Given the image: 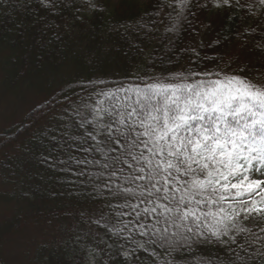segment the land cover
I'll list each match as a JSON object with an SVG mask.
<instances>
[{
    "label": "snow or ice",
    "instance_id": "snow-or-ice-1",
    "mask_svg": "<svg viewBox=\"0 0 264 264\" xmlns=\"http://www.w3.org/2000/svg\"><path fill=\"white\" fill-rule=\"evenodd\" d=\"M9 8L49 29L65 11L80 24L84 13L106 11L103 0H0V13ZM150 8L112 29L145 57L131 74L141 83L98 77L63 93L64 107L34 137L33 158L64 174L70 190L51 195L77 202L72 239L90 264H264V0H151ZM209 8L255 21L235 35L258 63L233 69L202 40L172 47L176 35H199L194 25ZM160 25L170 34L165 51L146 52Z\"/></svg>",
    "mask_w": 264,
    "mask_h": 264
},
{
    "label": "trees",
    "instance_id": "trees-1",
    "mask_svg": "<svg viewBox=\"0 0 264 264\" xmlns=\"http://www.w3.org/2000/svg\"><path fill=\"white\" fill-rule=\"evenodd\" d=\"M103 3L106 11L84 13V24L74 22L69 11H65L63 20L50 17L53 22L61 24L59 29L46 28L45 22H37L32 14L17 16L12 8L0 13V72L4 75L3 85L14 92L22 90L24 85H34L47 96L19 124L0 133V174L3 182L11 186L4 198L13 202V206L6 211V218L0 223V250L7 244L14 245V238L17 240L19 233L31 228V225L46 227L60 224L63 234L60 243H54L50 248L46 245L39 247L34 255V264L89 262L85 246L74 244L72 239L78 219L75 214L77 202L66 194L51 195L53 192L66 193L70 189L60 182L63 173L46 169L33 158L34 153L41 151L34 137L51 124L53 115L64 107L60 102L63 93L69 89L79 91L86 80L99 77L109 84L123 80L141 83L131 74L138 66H143L145 57L129 49L128 42L112 29L118 23H135L146 11L154 12L150 8L151 0H103ZM229 11L232 10H200L199 23L194 25L199 35L194 36L191 31L176 35V43L172 47L178 49L182 44L202 40L204 45L211 44L203 51L210 56L221 57L223 62L231 58L235 61L233 69L246 59L252 64L258 63L255 55L241 49L235 35L253 26L255 21L243 18L239 10L232 11L229 18ZM204 25L210 27L205 29ZM168 35L164 26L160 25L155 33L159 39L144 41L146 52L156 48L163 53ZM218 38L220 43H214ZM164 66L171 67L168 64ZM45 106L48 110L41 113L39 109ZM70 210L72 215H69ZM68 222L73 223V231L66 226Z\"/></svg>",
    "mask_w": 264,
    "mask_h": 264
},
{
    "label": "rangeland",
    "instance_id": "rangeland-1",
    "mask_svg": "<svg viewBox=\"0 0 264 264\" xmlns=\"http://www.w3.org/2000/svg\"><path fill=\"white\" fill-rule=\"evenodd\" d=\"M3 77L0 72V133L19 124L32 108L42 104L47 97L34 85H24L22 90L17 89L16 92L10 91L3 85ZM3 180L0 174V223L6 218V211L13 206V202L4 198V195L11 190V186ZM66 226L71 231L74 230L72 222H68ZM28 228L19 233L20 237L17 240L14 238V242L16 241L14 245L7 244L1 248L0 264H34V255L40 246L46 245L50 248L54 243L63 240L60 224H50L46 227L31 225V228Z\"/></svg>",
    "mask_w": 264,
    "mask_h": 264
}]
</instances>
